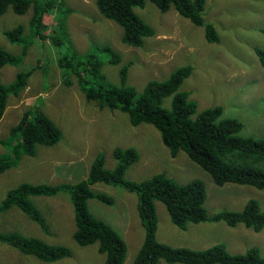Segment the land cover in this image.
<instances>
[{
	"label": "rangeland",
	"instance_id": "1",
	"mask_svg": "<svg viewBox=\"0 0 264 264\" xmlns=\"http://www.w3.org/2000/svg\"><path fill=\"white\" fill-rule=\"evenodd\" d=\"M65 1L74 9L69 27L73 43L80 52H86L90 42H94L110 45L121 56L120 66L108 63L103 66V73L111 84L121 85L123 65H130L127 85L139 93L150 81H166L181 67L190 66L192 75L180 91L189 93L190 99L198 105V112L221 107L223 118L243 123L242 136L264 139V67L255 52V48L264 50V0H208L203 16L220 36V42L215 44L207 42L203 27L195 26L174 8L162 13L148 2L134 12L154 30L155 36L145 38L140 48L123 43L122 28L100 15L96 0ZM31 16L32 12L17 16L9 10L0 19L1 48L15 54L20 52L21 49L10 44L3 32L19 25L29 31ZM44 23L48 26V34L52 33L56 25L55 15H47ZM57 49L50 40L38 42L29 49L22 65L6 66L1 71L3 83L9 84L19 72L37 66L40 59L49 60V76L45 77V82L38 71L30 78L34 79L33 86L18 98L10 97L0 121V157L9 155L4 142H10V130L32 106L44 112L62 130L63 137L53 147L37 146L35 157H23L17 168L0 175V202L9 191L24 183L61 185L86 180L92 164L100 155L105 158V167L112 171L117 165L113 153L119 147L135 149L140 156L139 162L128 169L127 180L142 182L156 174H166L182 185L198 180L206 189L208 214L224 210L240 212L250 200L257 201L264 212V190L233 184L219 187L184 152L172 157L154 126L142 124L134 127L126 113L100 109L97 104L87 102L74 76L59 68L58 59L63 52ZM64 73L72 81V86L63 84ZM171 103L172 98H167L163 107L169 110ZM92 189L115 200L113 206L91 200L90 210L122 236L128 248L125 264H134L145 240L137 209L138 196L102 183L93 185ZM33 200L47 213L48 233L16 208L0 214V232L15 231L48 244H62L72 249L73 256L55 263H44L0 243V264H104L105 256L99 254L97 248H81L73 240L75 214L68 195ZM155 205L160 243L194 251L224 244L231 255L245 254L256 247L264 255V230L256 233L244 225L232 228L225 223H202L190 224L183 231L172 224L165 205L160 202ZM161 264L167 263L162 261Z\"/></svg>",
	"mask_w": 264,
	"mask_h": 264
},
{
	"label": "trees",
	"instance_id": "2",
	"mask_svg": "<svg viewBox=\"0 0 264 264\" xmlns=\"http://www.w3.org/2000/svg\"><path fill=\"white\" fill-rule=\"evenodd\" d=\"M207 1L96 0V5L102 17L122 28V41L125 45L140 48L145 38L155 36L154 30L134 12L136 8H144L148 2L157 6L162 13L174 8L180 16L205 29L208 43H219L220 36L215 27L204 20ZM9 10L17 16L32 12V16L29 31L19 25L3 32L8 42L21 50L15 54L0 47V121L5 115L10 97L18 98L29 86H33L34 79L30 78L37 75L36 72L40 71L45 82V77L49 76V60L40 59L37 66L19 72L9 84L2 81V69L22 65L29 49L38 42L50 40L52 46L63 52L58 59L59 68L74 76L87 102L97 104L100 109L126 113L134 127L142 124L154 126L172 157L184 152L219 187L233 184L264 190V139L242 136L243 123L223 118L224 110L221 107L198 112V105L190 99L189 93L180 91L184 82L192 75L193 69L190 66L181 67L166 81H150L144 91L139 93L134 87L127 85L130 65H123L120 71L121 85L116 86L108 81L103 73V66L105 63L120 66L121 56L110 45H98L94 42H90L86 52H80L73 43L69 27V18L74 9L68 7L65 0H0V19ZM47 15H55L56 19L55 28L49 34L48 26L44 23ZM262 34L264 35V30ZM255 52L264 67V50L255 48ZM65 73L63 84L72 86V81ZM167 98H172L169 110L163 107ZM62 137V130L44 112L32 106L10 130V142H4L8 146L9 155L0 157V175L17 168L23 157H35L37 146L53 147ZM113 156L117 162L114 170L105 167V158L100 155L92 164L87 179L77 184L20 185L9 191L0 202V214L16 208L48 233L50 223L47 213L44 209H39L33 199L66 194L74 208L75 243L81 248H97L99 254L105 256L104 264H125L128 252L125 240L111 224L96 218L90 210L91 200L107 206L115 203L112 197L92 189L93 185L102 183L138 196L137 209L145 230V240L134 264H161L162 261L167 264H264V255L256 247L245 254L231 255L224 244L204 251H194L170 247L160 243L157 238L159 220L156 202L165 205L172 224L183 231L190 224L225 223L232 228L244 225L261 233L264 230V212L257 201H248L240 212L224 210L208 214L205 207L206 189L201 181L194 180L182 185L166 174H156L145 181L133 182L126 179V174L132 165L139 162L138 151L117 147ZM0 243L44 263H55L73 256L72 249L68 246L48 244L15 231L0 232Z\"/></svg>",
	"mask_w": 264,
	"mask_h": 264
}]
</instances>
